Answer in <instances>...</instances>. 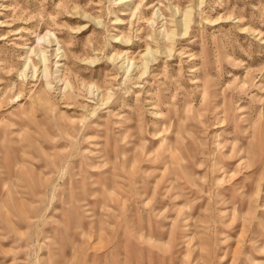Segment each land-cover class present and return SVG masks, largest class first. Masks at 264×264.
I'll return each mask as SVG.
<instances>
[{
	"label": "rangeland",
	"instance_id": "374dc122",
	"mask_svg": "<svg viewBox=\"0 0 264 264\" xmlns=\"http://www.w3.org/2000/svg\"><path fill=\"white\" fill-rule=\"evenodd\" d=\"M0 264H264V0H0Z\"/></svg>",
	"mask_w": 264,
	"mask_h": 264
},
{
	"label": "bare ground",
	"instance_id": "6f19581e",
	"mask_svg": "<svg viewBox=\"0 0 264 264\" xmlns=\"http://www.w3.org/2000/svg\"><path fill=\"white\" fill-rule=\"evenodd\" d=\"M125 1H129V0H125Z\"/></svg>",
	"mask_w": 264,
	"mask_h": 264
}]
</instances>
